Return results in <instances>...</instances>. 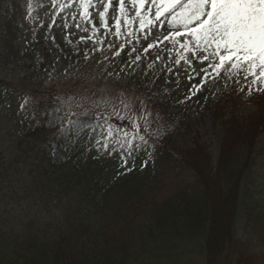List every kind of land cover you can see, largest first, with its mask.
Here are the masks:
<instances>
[{
    "label": "trees",
    "instance_id": "obj_1",
    "mask_svg": "<svg viewBox=\"0 0 264 264\" xmlns=\"http://www.w3.org/2000/svg\"><path fill=\"white\" fill-rule=\"evenodd\" d=\"M30 77L34 78L33 75ZM40 77L41 74H38L37 79ZM8 84H11L8 79L0 80V88ZM14 92L13 89L0 90V101L1 95H5V100L10 102ZM252 99V103H248L252 104L254 110L247 115H236L234 111L227 114L228 108L235 111L237 108L233 105L232 93L226 91L213 107V119L219 123L221 131L219 155L214 167L210 164L211 159H208L198 131L189 135V148L171 151L176 156L175 160H168L171 155L166 153L169 151L160 150L161 155H165L161 165L169 163L167 166L173 164L174 169L185 168L192 172L193 181L188 194L186 190L176 189L177 203L172 207L181 212L179 217H169V207L159 210L158 205H152L150 212L154 227H175L171 232L174 237L176 233L188 230L195 236H201L206 264H226L216 262V259L222 255L228 257L229 252H224L236 244L235 226L242 216L252 228L263 227L264 198L256 200L254 197L257 193L252 191L257 187L253 176L256 151L264 146V95ZM7 107L0 109V264H136L139 256L131 255L135 246L131 244L134 243L131 228L138 221L142 201L140 195L144 188L140 171L143 170L111 183L110 189L101 192L100 180L97 179L102 177L99 173L102 168L97 169L85 162L82 153L77 155L78 159L71 167L61 164L59 167L51 160L46 161L45 165L41 164L33 154L38 143L43 141L41 128L31 126L33 122L28 114L13 106ZM170 143L169 139L163 142L164 146ZM72 159L67 157L65 164H70ZM33 166L40 167V176ZM213 168L221 172L223 186L220 189L212 185L215 182ZM59 175L65 177L63 182H68L66 185L61 182L62 178L55 180ZM207 186L215 187L218 190L216 197L221 194L223 198L220 204L225 202L228 206L223 223L217 219V208H213ZM250 186L252 190H249ZM74 189L78 193L76 207L83 212L86 211L85 207L90 206L92 211L85 213L89 216L79 217L77 212L79 219H75L76 212H66L64 215L62 210L57 209L60 208V196L72 195ZM97 194L102 197V207L96 201ZM118 203L125 212L130 213L126 219L123 216L117 218L123 214L118 209L116 221L107 220L104 208L106 205L114 208ZM31 209L46 210L47 213L56 209L61 216L49 226L39 224L23 215ZM95 214L99 216L98 220ZM21 215L24 218L17 226ZM179 220L184 223L183 229L176 226Z\"/></svg>",
    "mask_w": 264,
    "mask_h": 264
},
{
    "label": "snow or ice",
    "instance_id": "obj_2",
    "mask_svg": "<svg viewBox=\"0 0 264 264\" xmlns=\"http://www.w3.org/2000/svg\"><path fill=\"white\" fill-rule=\"evenodd\" d=\"M51 3L53 8L58 7L56 16L64 21L65 29L70 27V19L77 31L88 33L80 36L79 41H69L74 47L78 43L90 44L83 49L85 65L97 53L101 54V59L94 61L99 75L94 73L93 78L115 77L118 83L127 84L139 72L143 86H155L159 76L153 69L159 65L166 84L178 85L181 75L190 84L183 98L176 101L178 104L192 100L209 83L221 80L226 88L229 82L237 85L238 93L245 90L248 96L253 92L264 93V0H51ZM55 23L53 17L49 28ZM51 39L54 41L55 37ZM122 53L126 58L117 66L116 59ZM73 54L75 60L64 57L68 65L63 75L68 78L81 66L79 48ZM63 95L61 100L59 93L49 91L50 100L39 115L43 126L60 143H79L83 137L97 154L117 155L121 168L127 171L132 170L129 160L136 154L151 156L150 149L158 140L149 131L155 108L151 97L144 100L125 87L115 91L102 89L100 95L76 91ZM27 103L26 97L19 108L24 110ZM62 104H67V109ZM155 116L157 120L164 118L159 110ZM32 119L35 122L37 116L34 114Z\"/></svg>",
    "mask_w": 264,
    "mask_h": 264
},
{
    "label": "rangeland",
    "instance_id": "obj_3",
    "mask_svg": "<svg viewBox=\"0 0 264 264\" xmlns=\"http://www.w3.org/2000/svg\"><path fill=\"white\" fill-rule=\"evenodd\" d=\"M61 2H63V0H61ZM58 11V7L53 8L51 0H0V72L2 75H4L5 71L7 74L11 73L13 70V63L19 61L21 55L26 52L23 44L30 36L31 42L41 41L39 47L40 49L42 47V49L40 52H36L37 54L35 56L36 59H39V61L37 60L38 64H48V58H51V62H54L56 60L54 56L58 57L57 54L66 56L72 53L75 57L73 53L76 48H79L82 58L84 47H90V44L85 45L78 43L74 47L69 41H79L80 36H87L88 33L77 31L75 27L71 26L72 21L70 19L68 20L70 27L65 29L63 27L64 21L56 16ZM53 17H56L57 23L52 24L51 28H49ZM33 25L38 26L33 29ZM53 36L55 37L54 41L51 39ZM126 51L127 49L125 52ZM105 54L111 55L110 52H106ZM122 58H126L125 53H122L121 57L116 59L115 63L117 66ZM97 59H101L100 53H97L96 56L93 57V61L89 62L87 65H85L84 60H82L84 65L80 63L81 72H74L71 78L65 77L68 80L62 79L64 69L62 64L64 62L61 60L60 63L55 64L56 69L52 71V73L56 75L53 83L58 84L61 80L69 84L71 91L83 94L95 92L96 95H100L102 89L115 91L119 87H125L138 93L144 100H148L151 97L155 102V108L152 110V126L149 128V131L157 137L168 138L171 142L168 147L164 146L162 149L164 152L169 151V153H166L171 155L168 160L176 157L175 154H171L173 149L189 148L191 145L189 135L198 131L199 138H202L201 141L206 147L208 159L209 157L211 159L210 164L212 167L216 165L219 155L221 131L219 123L213 119L212 108L218 102L224 87L223 80L209 83L201 92L194 96L192 100L178 104L176 101L183 98V94L187 92L190 86L186 76L181 75L178 85L176 83L166 84V77L159 73L160 66L157 65L156 68L153 69L159 76V79L155 82V86L152 84L143 86V78L140 76L139 72H137L133 80H130L127 84H125L124 81L118 83L115 77L105 79L93 78L94 73L97 77L99 75L96 73L97 65L94 62ZM52 65L53 63L51 64V68H53ZM196 67L199 68L200 65L197 64ZM171 79L175 80L176 78L171 77ZM195 82L196 81H193V83ZM50 85L51 83L47 84V86ZM233 86H236V88L238 87L237 85ZM233 86L230 84L228 87L233 89ZM165 89H170V91H165ZM155 93L161 94L154 95ZM239 95L241 97H234L232 94V102L237 110L235 111L234 108H228L226 110L227 114L234 111L236 115H247L253 111L252 106L245 104V99L248 96L246 90L245 92H239ZM205 97H207V99H205ZM60 98L63 100L62 96H60ZM230 104H232L231 100ZM61 106L65 109L68 107L67 104H62ZM157 110L163 115L164 118L162 120L156 119L155 113ZM116 123L123 124L124 122L116 121ZM150 151V157L145 156L143 153L136 154V156H139L140 161L142 160V166L144 168L150 169V164L156 163L153 168V176H155L156 179L152 178V180L145 182L144 191H142L143 193L141 194L142 196L146 195L145 199L149 198L150 201H148V204H143V201H141L143 205L140 206L150 207L151 203L165 204L164 201L173 200L174 207V204L177 203L176 197L173 198L176 192V186H178L180 190H186L188 194V191L191 190L192 182L190 181H192L193 178L192 172L185 168L175 170L173 164H170L171 167H168L167 165H169V163H165L167 165H161L157 175L156 166L162 155L161 153L154 152L153 148H151ZM93 152L94 150H92V153ZM34 154L37 156L39 162L44 165L46 161L48 162L50 159L56 160L58 158V154H48L40 147L36 148ZM100 154L104 153L101 152ZM104 155L105 157L110 156L117 158V155ZM144 161H147V166H144ZM131 162L135 164L136 160L132 158ZM254 162L256 165L253 176L256 178L255 183L257 187L252 193H257L254 197L257 200L264 198V146L257 148L256 160ZM33 168H35L39 176L41 172L40 167L33 166ZM212 172L215 173V182H213L214 184L212 185H217L218 189L222 188L223 180H221V172L219 173L216 169L214 170V168ZM128 173L129 171L121 168V166H115L106 176L102 174L104 179L101 183L108 187L110 183L120 180ZM149 173L151 174L152 171L149 170ZM187 185L188 187H186ZM252 189L253 187L250 186L249 190ZM207 191L210 193V198L214 205L213 208H217V219L223 223L228 206L225 202L220 204L223 198L221 199V194L219 195L220 198L216 197L215 194L218 195V190H216L215 187L207 186ZM151 192H154V196L151 195ZM77 196L78 193L76 189L73 193L74 199L68 198V200L71 201L69 205L74 209L78 208L75 203L77 201V199H75ZM166 206L170 208V211L167 213L169 217H179L181 212L175 210V208L173 209L172 203ZM117 207L122 206L117 205ZM85 209L86 211H91L90 206L85 207ZM260 209H262V206ZM83 214L84 212H82V215ZM57 215V212H53L52 214H43V217L45 219H54ZM143 215L141 225L139 226H146V223H151L150 215L147 213ZM245 221L247 220L240 219L235 226L234 234L237 241L232 248L224 252H229L228 257L222 255L216 259V262H228V264H264V221L262 223L263 227L256 226L254 228ZM178 222L179 224H177V227L183 229L182 221L179 220ZM152 234L154 233L152 232ZM176 234L177 235L174 237V235L171 234H158L156 232L154 241H143V238L135 240L133 239L135 235H131L135 244L133 250H131V255L139 256L136 264H205V259L201 254V252H203L202 237L185 232ZM139 251L142 253L140 254ZM134 259H136V257Z\"/></svg>",
    "mask_w": 264,
    "mask_h": 264
}]
</instances>
